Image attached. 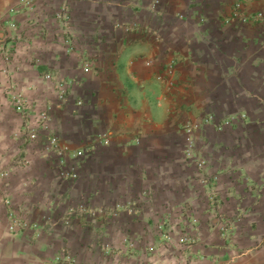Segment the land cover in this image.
<instances>
[{"label":"crops","instance_id":"1","mask_svg":"<svg viewBox=\"0 0 264 264\" xmlns=\"http://www.w3.org/2000/svg\"><path fill=\"white\" fill-rule=\"evenodd\" d=\"M152 3L0 0V169L11 168L0 193V264H56L63 247L109 264L77 240L165 237L172 242L153 253L138 248L135 264H187L191 250L201 256L192 264H264V24L224 22L221 0ZM254 8L264 0L245 1ZM170 60L167 86L153 76ZM48 71L77 80L63 105L43 80ZM11 87L24 91L22 117ZM192 122L204 176L185 156ZM49 135L66 146L64 164L46 149ZM6 200L29 226L52 231L8 232ZM175 221L195 233L196 248L180 249Z\"/></svg>","mask_w":264,"mask_h":264},{"label":"built area","instance_id":"2","mask_svg":"<svg viewBox=\"0 0 264 264\" xmlns=\"http://www.w3.org/2000/svg\"><path fill=\"white\" fill-rule=\"evenodd\" d=\"M225 4L228 5L230 9V13L228 16H226L223 21L224 22H240L244 24H264V10H261L259 8H254L252 11H247L245 9V1L247 0H221ZM159 3V0H153L152 6H155L156 4ZM204 19H201V22H203ZM72 38H67L66 40V45H67V50L71 51L73 49L72 47ZM1 50V48H0ZM5 60H8V57L4 55ZM144 66H153L154 65V60L152 58H146L143 61ZM160 66V65H159ZM177 66V63L173 60L167 61L166 64L164 63L163 67L158 69V71L155 73L154 80L162 82L166 84L167 86L172 85V78L174 76V70ZM90 68V65L88 61H84L81 64V69L86 72ZM9 76V75H7ZM43 80L44 81H51L54 84V89H55V96L56 100L59 105L65 104L66 98H67V91L70 86L76 85L77 80H66L65 78L59 77L55 75L52 71H48L43 74ZM139 84L142 85L144 84V81H139ZM11 92V100L14 103V107L17 111V113L22 117L26 114V101L24 99V91L21 90H16L14 87L10 88ZM82 99L79 98L77 100V104H81ZM52 108V105L49 103H44L43 109L39 112V115L41 117V121L43 126L46 127L47 123L49 121V112L50 109ZM206 120H212L211 116L206 117ZM198 124L195 122H192L191 124L187 125L185 127V156L187 159H193L196 163L197 168L202 172L203 176L206 174L205 169H204V161L200 159V157L196 154L195 152V135L194 131L197 129ZM26 135L28 139H35L36 138V132L34 129H25ZM46 149L48 151L54 150L57 151L58 154L59 152L63 157L59 159L60 164H64L66 162V158L64 155L66 154L65 149L66 146H60L57 142V139L53 135H49L48 138V143L46 145ZM64 152V153H63ZM82 153V150H77L76 155H80ZM11 173V168H1L0 169V193L3 190V185L6 182V179L8 176H10ZM207 180L204 179L203 177V182ZM5 204L7 206V221H8V228L11 232H15L19 226H22L17 220L16 217L13 216L15 211L10 210L9 204L10 200H6ZM150 249V250H149ZM148 249V252L152 250V247Z\"/></svg>","mask_w":264,"mask_h":264},{"label":"rangeland","instance_id":"3","mask_svg":"<svg viewBox=\"0 0 264 264\" xmlns=\"http://www.w3.org/2000/svg\"><path fill=\"white\" fill-rule=\"evenodd\" d=\"M19 39V37H18ZM257 132L255 133H261V131L256 130ZM17 210V209H16ZM242 214H244V210H241ZM217 216H219L218 212H215ZM8 214V213H7ZM15 217L17 218L19 223L22 226H19L17 229L21 230H29L32 228L34 231H40L41 227L42 230L45 232H50L53 229V224L52 223H46V224H38V223H33L32 225L29 226V222L22 220L23 217L21 218V213L19 212H14ZM183 222V221H182ZM182 222L178 223V221H175L173 226H181ZM190 223L192 224V227L194 229H197V222L195 219H190ZM209 225L210 222H208ZM232 224L229 221H222L220 224L219 231L221 234H223V240H225L226 245H230V230H231ZM182 227V229H181ZM179 229L182 231V235L180 236L178 240V244L180 249L186 250V249H194L197 247V243L199 242L198 237L194 234L190 233H185V227L184 224L181 226ZM6 229L8 232L11 233V231L8 228V221H7V216H6ZM13 233V232H12ZM168 234V233H167ZM171 234V233H170ZM172 235V234H171ZM184 238V239H183ZM172 242V237H165L163 238H156L154 240L151 239H136V238H120V239H115V238H109V239H94V240H89V239H78L77 240V248L79 249L81 246H84L86 243L88 246L93 245L94 251L97 252V255L101 258L103 257L104 262H109V264H135L136 262V252L138 251V248H145L146 252H148V249L152 247L151 253L155 251V248L157 246L165 245L167 246ZM150 250V249H149ZM191 254H186L185 255V260L187 264H192V261L199 260L201 256L199 254L197 255L196 251L191 250ZM194 252V254H193ZM99 253V254H98ZM149 253V252H148ZM54 262L56 264H91L89 261H86L84 256H77L76 254H73L69 250L68 247H63L61 251L54 257ZM99 263L101 260L99 259ZM95 264H97L95 262Z\"/></svg>","mask_w":264,"mask_h":264}]
</instances>
